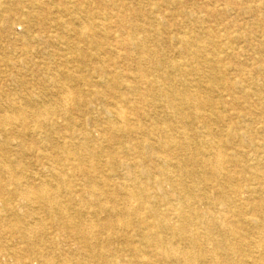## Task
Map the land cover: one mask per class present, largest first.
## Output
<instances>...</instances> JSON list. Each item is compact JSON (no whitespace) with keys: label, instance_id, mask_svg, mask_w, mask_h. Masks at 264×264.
I'll return each mask as SVG.
<instances>
[{"label":"rangeland","instance_id":"374dc122","mask_svg":"<svg viewBox=\"0 0 264 264\" xmlns=\"http://www.w3.org/2000/svg\"><path fill=\"white\" fill-rule=\"evenodd\" d=\"M20 1L18 5V0H0L1 115L11 113L12 106H21L26 115H32L44 107L59 111L64 104L69 109L67 117L72 121L71 127L66 128L67 119L60 112L52 116L56 127H61L59 135L64 136L58 139L60 142L68 140V136H72L69 140L76 142L78 132L95 137L109 136L101 118H107L103 109H111L106 106L116 103L110 94L116 91L110 88L112 85L105 83V76L108 75L116 82L122 83L125 79L123 85H129V89L119 90L128 97V101L121 104L126 113L133 114L130 111L133 107L134 118L149 127L154 122L161 125L162 121L167 120L164 102L155 98L149 81L155 80L154 69L158 59H181L179 51L182 44L179 38L186 33L204 45L208 44L211 51L219 53L217 58L214 57L216 62H211L214 67L203 73L205 76L212 73L219 82L218 89L210 93L215 103L211 127L224 143L222 155L223 158L225 156L223 165L227 169L226 179H235L237 195L243 198L245 204L242 211L247 219L255 217L252 203L264 198V0H40L44 10L41 14L37 12V18L32 21L24 15L34 10L29 6V0ZM79 19L85 21V30L89 31L86 37L78 32ZM102 62L105 63V73L99 71ZM69 70L85 80H68ZM197 74V78H202V71L197 70ZM204 77L201 82L208 85L209 79ZM65 82L72 86V94H62L61 85ZM102 94H107L106 101L100 98ZM62 100L64 103H61ZM144 111L150 112L152 117L143 119ZM31 127L22 126L12 138L13 142L23 140L26 143L24 149L15 144H5L6 155L15 163L13 169L19 174L23 172L22 176L27 179H54L51 175L55 168L65 171L64 179L81 183L83 175L80 168L71 163L72 159L67 165L56 163L53 159L58 156L56 149L50 150L47 144L39 142L43 130L35 127L33 131L38 135L34 136ZM190 127L194 129L195 124ZM155 130L152 129L150 135L152 141L157 135ZM3 137L1 133L2 145L5 143ZM100 149L92 167L97 175L95 180L104 190L108 189V180L112 189L117 188L120 199L125 191L124 186L130 187L132 183L127 180V170L123 166L116 172L112 170L111 158L113 154L118 160H124L125 148L117 144L110 148L104 144ZM209 151L213 150L210 148ZM46 153L51 160L45 158ZM135 159L140 161L138 156ZM150 167L155 173V167ZM135 169L132 172L137 177L136 182L146 184L147 179L138 176ZM254 184L260 191L252 197L247 187L250 185L253 188ZM164 189L169 190L170 185L166 183ZM146 190L149 191L150 187ZM209 193L215 196L213 190ZM144 196L131 202L133 207L141 206L140 213L135 217L140 227L132 224L133 216L128 215L125 219L119 217L123 228L117 242H108L107 232L96 238L101 247H109L111 254L119 261L129 255V252L121 249L125 240H131L134 249L138 245V234L154 231L153 227L144 224L146 220H153L149 217L151 206ZM87 197L77 196L75 202H86L84 208L92 211L95 198ZM200 205L205 208V205ZM165 208H169V204H161L160 210L165 211ZM211 209L219 217L223 215L220 207ZM173 216H166L167 221L174 223ZM191 229L196 239L193 246L181 235H171L170 239L179 243L181 248L189 243V252H194L197 264H203V255L206 251L209 254L213 244L204 246L199 243L198 238L205 240L208 234L196 222ZM46 230L50 232V222ZM242 232L250 236L246 229ZM49 235L54 239L52 233ZM228 235L234 237L235 232ZM48 244L56 245L64 254L79 249L77 242L65 235L55 236V241L50 240ZM158 246L168 248L163 243ZM22 247L17 234L7 227H0V264H20ZM56 251L58 256L59 251ZM22 264L39 262L34 256L26 254Z\"/></svg>","mask_w":264,"mask_h":264},{"label":"bare ground","instance_id":"6f19581e","mask_svg":"<svg viewBox=\"0 0 264 264\" xmlns=\"http://www.w3.org/2000/svg\"><path fill=\"white\" fill-rule=\"evenodd\" d=\"M20 3L18 0V5ZM29 6L34 9L24 14L29 21L36 19V13L41 14L44 10L40 0H29ZM79 21L81 24L78 32L86 37L89 31L85 30V21ZM179 40L182 44L179 51L181 59H158L154 69L155 80L149 81L155 98L164 102L167 120L162 121L161 125L154 122L149 127L134 118L133 107L130 109L133 114L126 113L121 104L127 102L128 97L119 90L129 89V85H123L125 79L122 83L116 82L108 75L105 76V83L112 85L110 88L116 91L110 93L116 103H109L106 107L112 108L103 109L107 118H101L109 136L101 135V138L100 135L95 137L86 132H78L76 142L69 140L72 136L60 142L58 139L64 136L59 135L61 127H56L52 116L60 112L67 119L66 128H70L72 121L67 117L69 109L64 104L59 111L53 107H44L32 115H26L21 106H12L11 113L0 114V134L3 133L5 137V143L0 144V177L4 178L0 179V227H7L21 240L23 254L19 257L20 264L24 262L26 254L34 256L39 264H197L194 252H189V243L181 248L179 243L170 239L171 235H181L185 241L195 245V233L191 229L195 222L209 235L205 240L199 237V243L204 246L213 244V248L208 250L209 254L206 251L203 255V264H264V198L259 197L258 201H253L251 208L256 211L255 217L247 219L246 213L242 211L245 203L237 195L235 179H226L223 140L211 127L215 103L210 93L218 89L219 82L212 73L206 76L203 73L214 67L211 62H216L219 53L211 51L208 44L204 45L186 33H182ZM197 70L202 71V78L196 77ZM99 71L106 72L104 62ZM67 75L71 81L85 80L84 77H76L70 70ZM203 77H208V85L202 84ZM66 82L61 85L62 94H72L73 88ZM102 95L100 98L106 101L107 94ZM61 103H64L63 100ZM110 117H113L112 120ZM142 117L150 119L152 115L144 111ZM193 123L194 129L190 127ZM24 125L32 126L31 134L34 136L37 134L33 131L35 127L43 130L39 142L47 144L50 150L56 149L58 156L53 157L56 163L67 165L72 159L71 163H75L83 175L81 183L64 179L65 171H57L55 168L51 175L54 179H27L22 176L23 172L19 174L13 169L15 163L6 155L5 144H15L24 149L26 143L23 140H12L15 131ZM152 129L157 131L153 141L150 136ZM104 144L110 148L116 144L125 148L127 160H118L113 154L111 158L112 170L116 172L123 166L127 170V180L132 183L130 187L124 186L125 191L120 199L117 197V188L112 189L108 180L107 190L97 184L96 172L92 170L96 163L94 157L98 156ZM210 148L213 151L210 152ZM137 156L140 161H136ZM45 158L51 160L48 153ZM146 161H149L148 164ZM150 165L155 167V173ZM134 169L139 173L138 176L147 179L146 184L136 182L137 177L132 172ZM166 183L170 185L169 190L164 189ZM255 185L253 188L250 185L247 187L252 197L260 191ZM148 187L149 191L146 190ZM211 190L215 196L210 195ZM143 194L151 206L149 217L153 219L146 220L144 224L153 227L154 231L138 234V245L134 249L131 240H125L121 249L129 252V255L119 261L111 254L112 250L101 247L96 238L107 232L109 237L106 240L117 242L123 228L119 217L125 219L128 215L133 216L132 224L140 227L135 217L140 213L141 206L133 207L131 202L143 197ZM77 196L87 199V196L94 197L93 210L84 208L86 202H75ZM161 204H169V208L160 210ZM200 204L205 205V208ZM216 206L223 211L220 217L211 211ZM170 215H174V223L167 221L166 216ZM49 222V233L54 235V239L46 230ZM244 229L250 236L243 234ZM233 231L234 237L228 235ZM57 235L73 238L79 249L64 254L56 245L48 244L50 240L55 241ZM160 243L167 244L168 248L157 247ZM56 250L59 251L58 256Z\"/></svg>","mask_w":264,"mask_h":264}]
</instances>
